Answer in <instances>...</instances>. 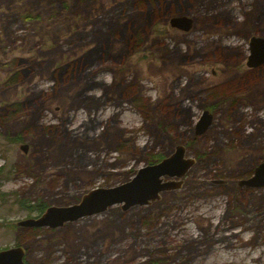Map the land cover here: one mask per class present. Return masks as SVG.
<instances>
[{
    "label": "rangeland",
    "instance_id": "1",
    "mask_svg": "<svg viewBox=\"0 0 264 264\" xmlns=\"http://www.w3.org/2000/svg\"><path fill=\"white\" fill-rule=\"evenodd\" d=\"M251 37L264 38V0H0V250L22 247L25 264H264V187L237 186L264 162ZM177 145L193 164L157 200L15 226Z\"/></svg>",
    "mask_w": 264,
    "mask_h": 264
},
{
    "label": "water",
    "instance_id": "2",
    "mask_svg": "<svg viewBox=\"0 0 264 264\" xmlns=\"http://www.w3.org/2000/svg\"><path fill=\"white\" fill-rule=\"evenodd\" d=\"M168 26L171 29L187 32L191 27V20L185 16L170 17ZM261 64H264V38L251 37L248 41V55L244 66L251 69ZM210 122L211 115L203 111L194 125V136L201 135ZM18 149L25 154L27 146L22 144ZM184 151V146L177 145L170 155L159 162L137 169L128 181L111 188H94L82 194L74 204L64 207L49 206L39 216L17 221L15 226L57 229L66 223L100 214L114 205H119L122 211L133 206L147 205L157 200L159 193L180 186V179L193 164L192 159L184 157ZM164 178L167 180L163 181ZM237 186L249 189L264 187V162L253 169L249 178L237 181ZM23 258L22 247L0 250V264H25Z\"/></svg>",
    "mask_w": 264,
    "mask_h": 264
},
{
    "label": "trees",
    "instance_id": "3",
    "mask_svg": "<svg viewBox=\"0 0 264 264\" xmlns=\"http://www.w3.org/2000/svg\"><path fill=\"white\" fill-rule=\"evenodd\" d=\"M154 158H155V157H154ZM160 159H162L160 156L156 157V162L159 161ZM25 204H27V203L24 202V201L20 202V206H24ZM45 208H46V206H44V205L36 204V205L34 206V209H33V210H34L35 212H38L39 214H38L37 216H39ZM37 216H36V217H37Z\"/></svg>",
    "mask_w": 264,
    "mask_h": 264
},
{
    "label": "flooded vegetation",
    "instance_id": "4",
    "mask_svg": "<svg viewBox=\"0 0 264 264\" xmlns=\"http://www.w3.org/2000/svg\"><path fill=\"white\" fill-rule=\"evenodd\" d=\"M248 70H250V69H248ZM20 228V227H19ZM22 229H24L25 231H28V232H37L38 230H40V229H42V228H40V229H35V228H22ZM47 229V228H46ZM16 247H20V246H16ZM6 249V248H5ZM2 250V249H1Z\"/></svg>",
    "mask_w": 264,
    "mask_h": 264
}]
</instances>
